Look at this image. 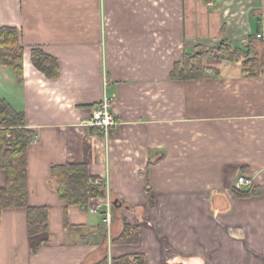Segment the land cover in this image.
<instances>
[{"label":"crops","instance_id":"1","mask_svg":"<svg viewBox=\"0 0 264 264\" xmlns=\"http://www.w3.org/2000/svg\"><path fill=\"white\" fill-rule=\"evenodd\" d=\"M264 25V0H0V27L17 28L24 82L0 64V100L36 133L28 148L29 204L49 230L30 237L26 209L0 221V264H99L143 255L146 264H264V73L207 56L221 77L173 81L197 47L244 48ZM59 62L49 79L31 62ZM120 125L108 136L83 125L105 97ZM86 164L113 206L68 207L50 183L54 165ZM240 176L255 194L237 196ZM6 173L0 170V188ZM139 242H112L124 221ZM48 241L38 253L33 249Z\"/></svg>","mask_w":264,"mask_h":264},{"label":"trees","instance_id":"2","mask_svg":"<svg viewBox=\"0 0 264 264\" xmlns=\"http://www.w3.org/2000/svg\"><path fill=\"white\" fill-rule=\"evenodd\" d=\"M258 42L262 41L255 35L247 46L240 49L227 41H222L218 48L197 47L192 54H185L182 63L175 64L171 80L187 82L220 78L217 68L205 64L206 53L214 52L222 54V60L239 64L246 78L258 77L264 73V56L257 51ZM24 55L25 47L19 30L0 27V64L11 69L19 83L24 82ZM31 62L49 79L60 76L59 62L40 48L32 50ZM35 137V131L27 127L26 116L16 112L6 100H0V170L6 173V185L0 188V221L7 209H26L30 237L49 230L47 208L29 204L28 148ZM50 172V183L68 207L88 211L92 200L107 197L105 185L103 182L96 184L98 179L91 176L86 164L54 165ZM254 190L234 191L237 196L249 197L255 194ZM138 242L139 229L125 220L124 231L112 243L133 245ZM48 244V241L43 242L33 252L38 253ZM99 264H109L108 258ZM112 264H146V260L143 255H126L113 259Z\"/></svg>","mask_w":264,"mask_h":264},{"label":"built area","instance_id":"3","mask_svg":"<svg viewBox=\"0 0 264 264\" xmlns=\"http://www.w3.org/2000/svg\"><path fill=\"white\" fill-rule=\"evenodd\" d=\"M256 37L260 41H264V25L260 31L256 34ZM115 97H105L98 105L92 109L91 117L83 123L84 126L94 129L98 134L108 136L112 129L117 128L120 125L119 120L114 115ZM101 181H96V184H101ZM253 188V181L240 176L235 184V189L239 191H249ZM107 191V188H106ZM113 202L105 198V201L101 205H96L92 208L93 213L102 212L104 216V223L109 228L112 227L113 221Z\"/></svg>","mask_w":264,"mask_h":264},{"label":"rangeland","instance_id":"4","mask_svg":"<svg viewBox=\"0 0 264 264\" xmlns=\"http://www.w3.org/2000/svg\"><path fill=\"white\" fill-rule=\"evenodd\" d=\"M257 51L260 53V55L261 56H264V41H262V42H258L257 43ZM207 56H209V57H215V59H221V57H222V54H219L218 55V53H216V52H214V53H206V55H205V60H206V58H207ZM113 221H114V215H113ZM112 221V226H113V224H114V222ZM108 227V226H107ZM109 228V227H108ZM111 228V227H110ZM110 228L108 229V231L110 230Z\"/></svg>","mask_w":264,"mask_h":264},{"label":"water","instance_id":"5","mask_svg":"<svg viewBox=\"0 0 264 264\" xmlns=\"http://www.w3.org/2000/svg\"><path fill=\"white\" fill-rule=\"evenodd\" d=\"M112 204L116 208H120L122 206L121 203H119V201H114Z\"/></svg>","mask_w":264,"mask_h":264}]
</instances>
